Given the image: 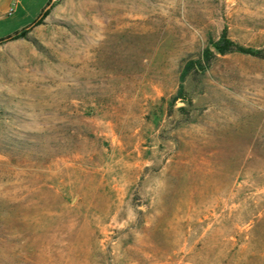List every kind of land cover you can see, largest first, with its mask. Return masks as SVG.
<instances>
[{"label":"rangeland","instance_id":"rangeland-1","mask_svg":"<svg viewBox=\"0 0 264 264\" xmlns=\"http://www.w3.org/2000/svg\"><path fill=\"white\" fill-rule=\"evenodd\" d=\"M0 264H264V0H0Z\"/></svg>","mask_w":264,"mask_h":264},{"label":"trees","instance_id":"trees-1","mask_svg":"<svg viewBox=\"0 0 264 264\" xmlns=\"http://www.w3.org/2000/svg\"><path fill=\"white\" fill-rule=\"evenodd\" d=\"M40 23V19L36 20L35 21V24H38ZM28 27H24V28H21L17 31H15L13 34L11 35H8L7 37L5 38H16V37H19V36H24L25 33H26V29ZM4 39V38H3ZM214 46V52H212L211 50H208L206 51V56H205V59L206 61H210L212 59L213 56H215L216 54H221V55H224L226 53H229V52H233V51H241V52H247V53H252L251 50H248L246 48H244L243 46H240L238 43L234 42L229 36H228V33H227V28H224L223 31L221 32L220 34V37L214 42L213 44ZM257 55H262L261 53H257Z\"/></svg>","mask_w":264,"mask_h":264},{"label":"built area","instance_id":"built-area-1","mask_svg":"<svg viewBox=\"0 0 264 264\" xmlns=\"http://www.w3.org/2000/svg\"><path fill=\"white\" fill-rule=\"evenodd\" d=\"M9 11H10V12L12 11L11 7H10Z\"/></svg>","mask_w":264,"mask_h":264}]
</instances>
